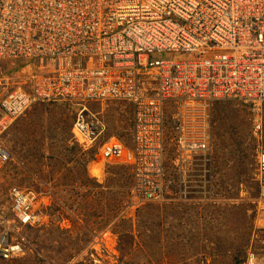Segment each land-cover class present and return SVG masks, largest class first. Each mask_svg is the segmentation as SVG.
Returning <instances> with one entry per match:
<instances>
[{"label":"built area","instance_id":"obj_1","mask_svg":"<svg viewBox=\"0 0 264 264\" xmlns=\"http://www.w3.org/2000/svg\"><path fill=\"white\" fill-rule=\"evenodd\" d=\"M16 60L34 75L25 88L0 77V112L17 118L34 104H65L81 154L130 170L132 207L215 202L217 104L242 106L253 140H262L264 0H0V63ZM103 102L129 105L130 147L108 134L94 107ZM5 128L0 120V136ZM256 147L253 181L264 203V147ZM9 156L0 142V172ZM43 198L8 189L1 260L23 255ZM99 245L84 250L87 264H101L99 250L108 255ZM240 264H264V249H249Z\"/></svg>","mask_w":264,"mask_h":264},{"label":"rangeland","instance_id":"obj_2","mask_svg":"<svg viewBox=\"0 0 264 264\" xmlns=\"http://www.w3.org/2000/svg\"><path fill=\"white\" fill-rule=\"evenodd\" d=\"M31 65L2 62L0 77L25 88L34 75ZM53 104L56 107L34 105L1 138L10 153L0 172L1 217L11 216L5 202L9 187L37 190L39 183L45 188L44 181L52 180L53 174L56 179L50 184L54 190L46 222L25 232L28 245L23 255L0 259V264H87L84 250L93 239L100 244L96 250L106 245L109 252L103 256L99 250L101 264H240L249 249H264V203L253 181L256 145L264 147V105L260 141L253 140L250 113L242 106L234 102L215 106L212 156L218 183L211 194L215 202L132 207L130 170L114 163L102 165L93 153L82 155L71 138L73 110ZM94 107L101 111L108 134L130 147L129 105L103 102L102 108ZM57 184L62 185L61 192ZM74 186L80 188L74 191ZM169 231L176 236H169Z\"/></svg>","mask_w":264,"mask_h":264},{"label":"crops","instance_id":"obj_3","mask_svg":"<svg viewBox=\"0 0 264 264\" xmlns=\"http://www.w3.org/2000/svg\"><path fill=\"white\" fill-rule=\"evenodd\" d=\"M48 107L49 106H51V107H56L55 106V104H49V105H47ZM49 109V108H48ZM52 109H54V108H52ZM112 136V135H111ZM23 171V170H22ZM29 175H31L32 177H36V173L35 172H33V174L31 173V172H29L28 173ZM53 177H52V180H54V179H56V177H55V174H53L52 175ZM8 178L10 179L11 177H9L8 176ZM12 179V178H11ZM1 180V184H2V181L4 180V178H1L0 179ZM52 180H50L49 182H45L44 181V183H45V188H43V186H44V184H38V186H37V190L35 189V188H31V189H33V190H35V191H37V192H40V193H42L44 196H45V198H43V203H45V205L46 206H48L49 207V205L51 206V204H50V200H52V196H53V194H52V191L54 190V188H52L51 186H50V184H51V182H52ZM8 183H10V182H8ZM57 185H59V186H57V187H59V188H57L56 187V190L59 192H61L62 191V185H60V184H57ZM13 186H18V185H13ZM10 188V187H9ZM8 188V189H9ZM29 188V187H28ZM47 188V189H46ZM74 188H75V186H74ZM80 188V186H77L75 189H74V191H77V189H79ZM47 190V191H46ZM7 192H8V190L6 191V196H5V202H7V204H8V208L10 207V203H9V201H8V199H7ZM59 195V194H58ZM45 206V207H46ZM48 207L46 208V210H45V213L43 214V216H42V223H45L46 222V220H44V219H47L48 218V216H47V209H48ZM2 211L0 210V215H2ZM1 217V216H0ZM10 218H11V216L10 217H8V219L10 220ZM5 219V218H4ZM76 219V218H75ZM62 222H64V220L63 221H61V223ZM65 222H67V221H65ZM41 223V224H42ZM175 235V232H172V231H169V236L171 235H173V234ZM176 236V235H175Z\"/></svg>","mask_w":264,"mask_h":264},{"label":"bare ground","instance_id":"obj_4","mask_svg":"<svg viewBox=\"0 0 264 264\" xmlns=\"http://www.w3.org/2000/svg\"><path fill=\"white\" fill-rule=\"evenodd\" d=\"M32 66V65H31ZM32 68V67H31ZM4 112H0V120H3L6 124V128L4 129V134H6L9 130V128L20 118H14L10 115L3 114ZM9 152V150H8ZM97 172V171H96ZM137 206V205H135Z\"/></svg>","mask_w":264,"mask_h":264},{"label":"clouds","instance_id":"obj_5","mask_svg":"<svg viewBox=\"0 0 264 264\" xmlns=\"http://www.w3.org/2000/svg\"><path fill=\"white\" fill-rule=\"evenodd\" d=\"M50 104H53V103H50ZM34 105H36V104H34ZM34 105H33V106H34ZM41 105H49V104H41ZM33 106H32V107H33ZM32 107H31V108H32ZM31 108H30V109H31ZM30 109H29V110H30ZM29 110H28V111H29ZM28 111H27V112H28ZM23 116H24V115H23ZM21 117H22V116H21ZM21 117H20V118H21ZM71 126H72V124H71ZM70 130H71V129H70ZM4 135H5V134L3 133V134L0 136V142H1V143H2L1 138H2V136H4ZM2 144H3V143H2ZM3 146H4V145H3ZM4 147H5V146H4ZM9 155H10V153H9ZM9 161H10V156H9ZM8 163H9V162H8ZM7 165H8V164H7ZM6 167H7V166H6ZM3 170H4V169H3ZM11 187H13V186H11ZM17 187H20V186H17ZM20 188L24 189L23 187H20Z\"/></svg>","mask_w":264,"mask_h":264}]
</instances>
